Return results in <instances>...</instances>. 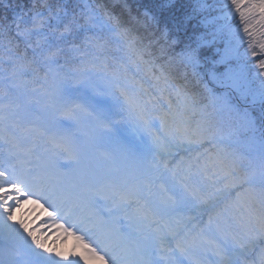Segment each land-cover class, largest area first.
Wrapping results in <instances>:
<instances>
[{
  "label": "trees",
  "instance_id": "1",
  "mask_svg": "<svg viewBox=\"0 0 264 264\" xmlns=\"http://www.w3.org/2000/svg\"><path fill=\"white\" fill-rule=\"evenodd\" d=\"M37 13L44 21L41 27H33ZM88 15L94 19L89 21ZM65 25L72 31L65 32ZM86 39L104 45L101 55L121 57L117 59L125 68L116 63L115 70L127 73L148 98L155 95L165 104V128L173 139L180 135L186 143L197 144L219 140L221 153L210 151L207 156L222 157L234 176L251 181L244 189L264 195V160L250 150L239 130L244 114L264 120V16L255 2L0 0V62L5 57L17 67L20 56L30 69H38V58H46L56 47L68 53L74 46L85 48ZM216 76L237 80L238 112L219 98ZM196 182L201 190L211 183L206 176Z\"/></svg>",
  "mask_w": 264,
  "mask_h": 264
},
{
  "label": "rangeland",
  "instance_id": "2",
  "mask_svg": "<svg viewBox=\"0 0 264 264\" xmlns=\"http://www.w3.org/2000/svg\"><path fill=\"white\" fill-rule=\"evenodd\" d=\"M252 1L256 3L259 13L264 16V2L259 5L257 2L259 0ZM98 25L100 27L106 26V24H103L102 22H99ZM220 79H222V82H219ZM216 83V86L219 88V92L217 93L219 95V98H222L226 101V105L229 110L238 112L237 99L233 96L234 93L238 95L239 87L237 80L229 76H227L226 78H220L219 76H216ZM76 85L78 88H80V93L84 94L85 96L91 95L94 97V100L88 99L93 105L96 106L94 115L81 118V125H69L66 123V121H63L64 123L62 122V125H60L59 129L62 133L58 135V138L62 139L64 143L69 145V139L64 135V132L62 131V129L66 131V128L68 131L71 130L73 132V135L78 144L81 145L79 147L80 150L84 147V145L85 151L87 148L89 151H92L96 147L104 150L103 154L104 156H106V158H109V160L104 161L100 164V166H103V168H115V163H113L110 158H114L113 156L118 154H124L125 156L116 163H128L129 170L133 171L132 176L141 172L147 173L148 175L151 174L145 180H141V185L136 188L143 189L142 193L146 192V194L142 196L141 201L137 203L138 206L141 203L147 206L146 208H144V218L148 221H151V224L147 226L148 232L146 234L150 233L151 235H153L154 243L156 242L161 245H166V251L168 250V252L172 254V256H174L176 264H194L195 260H198L199 264H219V259L211 254L213 253V251L208 250L207 246L203 248L189 249L186 252H181L176 247V241L178 239L184 237L187 232L194 231L195 226H198L197 224L195 225L194 221H192L191 223L186 222L189 216L195 217L194 213L183 211L174 218L175 220L172 222L170 227L173 230L174 227H179L182 224L183 229L177 230L178 233L182 231L181 233H176L172 238L161 237L170 233V231L165 232L163 230L165 227V219L162 218V214L177 207L178 203L180 202V193L176 189L177 184L174 181L171 182V185L169 187L165 188L164 186L166 185V183H159V181L156 179L159 173L163 172L162 170H165L166 168L165 165L164 169H162V164H167L168 162H170V160H172L169 159V157H162L160 155L158 156L159 153L155 154L152 151V149L156 150L161 147V144H158L159 141L157 142V140H159L157 139L158 135L155 133L151 134L150 132L145 131V126H139L140 121L138 120V117L134 115L130 111L128 106L123 102V100L120 99L119 92L113 93L112 91H108L110 90L109 87H106L103 83H100L98 85L96 84V81H85ZM58 94L62 95L69 108L74 111L67 97L65 88L62 87L60 89L59 87L56 92V96H58ZM56 114L57 111L55 109L53 111H44L42 113H39V117L42 115V121L46 119L50 120L51 123H54V120L56 119V116L54 115ZM29 119L30 118H25V120H27L29 123L31 122V127L34 125V119L32 118V121ZM17 120H19L18 123H11L10 117L6 115L2 124H0V132L3 133V131H8L11 134H15L16 131L12 130L11 127H13V129L16 128L20 130L21 128L19 127V125H24L20 122V118L17 117ZM98 123L104 124L100 127V129H95V126ZM261 124L264 129V121L260 123L253 113L249 116L247 114H244L241 121V125L243 126V128H239V130L244 131H242V134L243 136H245L244 138H246L247 145L250 146V150L254 153H258V157L264 160V133L259 130V126ZM172 141H174V139H171L169 143H172ZM184 144L185 145L181 146L182 148L186 146L196 145L192 143L187 144L185 142ZM181 147L180 145L179 147L173 146L172 143V145L165 146V149H169L171 150V152L177 151L179 153V151H181ZM107 152H110V154H108ZM137 158H140V161H142L140 163V166L135 165L134 161ZM168 171L170 172V169H168ZM1 187L2 186L0 185V225H2V227L0 228L9 236L12 232L15 231V226L18 225L21 215L19 212L16 214L13 221L9 220V217H14L13 211L16 210V207L14 206L12 208L3 210L5 205H7L9 202V198L8 196L5 198L2 195L3 192L1 190ZM161 190H165V192H161ZM138 210L141 211L143 209L138 208ZM18 232H21V230H19ZM4 233H0V236H4ZM213 237L216 238L217 242L223 248L224 256H229V246L224 241H222L220 237ZM9 240L10 238H0L1 258V252H5L8 249L7 241ZM0 264L2 263L0 262Z\"/></svg>",
  "mask_w": 264,
  "mask_h": 264
},
{
  "label": "snow or ice",
  "instance_id": "3",
  "mask_svg": "<svg viewBox=\"0 0 264 264\" xmlns=\"http://www.w3.org/2000/svg\"><path fill=\"white\" fill-rule=\"evenodd\" d=\"M89 21L94 19V15H88ZM44 21L39 13L34 17L33 27H41ZM65 32H71V26L65 25ZM87 47L81 48L74 46L71 50L73 57H81L80 64L73 69L74 76L72 78L78 81L88 79L90 71L104 72L107 77V82L110 87H115L123 98L124 103L130 111L138 118L146 120L145 104L140 97L133 91H130L127 86H121V73L118 70H109L104 59L98 54L103 52L104 45L98 40L86 39ZM95 51L91 54L88 48ZM60 49L48 53V72L45 76V84L43 86V97L47 102H51L52 97L56 94L59 85L64 80L68 79V74L60 72L54 66V60L60 53ZM264 67V65H261ZM29 68V63L23 58L17 61V74L22 75ZM222 74H227L226 67L220 69ZM22 86L27 87V81H21ZM8 105L0 103V124L5 119L6 108ZM162 123L167 126L169 123V115L164 114L161 117ZM192 164L186 165L184 173L185 178L191 171ZM211 168V171L209 170ZM201 171L211 181L207 185L206 190H201L195 186L185 185L191 200L194 202L196 211H208L206 226L201 227L199 231L193 233L187 232L184 237L176 241V247L181 252H186L189 249L203 248L207 246L208 250L220 257V264H226L224 250L217 242L216 238L210 237L207 233L212 230L223 240H231L240 248L252 246L256 240H264V195H257L251 189L239 190V186L244 183L241 177L234 176L231 168L223 160L222 157H216L209 164L203 165ZM236 190L234 198L224 199L230 196L233 190ZM223 199L221 206H216L218 200ZM11 219V217H9ZM194 217L189 216L188 220ZM183 226L182 224L180 225ZM2 227V225H0ZM178 230V229H177ZM177 230H170V235H175ZM35 243V241H34ZM38 249L48 255L55 256L61 260L67 261L72 257H83V253L73 248L70 244L62 245L57 248L36 244ZM99 259H106L102 254L97 252ZM194 264H199L198 260ZM259 264H264V250H262L259 258Z\"/></svg>",
  "mask_w": 264,
  "mask_h": 264
},
{
  "label": "bare ground",
  "instance_id": "4",
  "mask_svg": "<svg viewBox=\"0 0 264 264\" xmlns=\"http://www.w3.org/2000/svg\"><path fill=\"white\" fill-rule=\"evenodd\" d=\"M121 157V156H120ZM140 162H136V164H139ZM141 179V178H139ZM138 180V179H137ZM138 182H135L131 188H136L138 186ZM20 225H23V226H28L30 229H29V233L28 234H24L23 236H27V235H30L31 236V233L33 234V232H36V237L38 236L40 238V241H43V240H47V241H51L52 239V236L50 237V234H48L46 232L45 229H43V226H44V222L41 220L37 223H31L30 221L27 222V220L25 219V217L21 220L20 222ZM20 234H13L14 237H17L19 236ZM54 241V240H53ZM89 257H93L92 253L89 254ZM170 263H173V264H176L174 263L173 261H170Z\"/></svg>",
  "mask_w": 264,
  "mask_h": 264
}]
</instances>
